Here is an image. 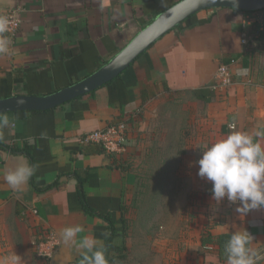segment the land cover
<instances>
[{"label": "crops", "instance_id": "obj_1", "mask_svg": "<svg viewBox=\"0 0 264 264\" xmlns=\"http://www.w3.org/2000/svg\"><path fill=\"white\" fill-rule=\"evenodd\" d=\"M178 1L0 0L1 11L18 7L22 17L14 35L0 36V98L46 95L83 79ZM222 64L231 85L220 82ZM170 98L200 107L188 120L197 146L188 167L201 175L190 187L209 233L248 236L243 264H264V9L229 7L190 16L89 93L49 110L0 114V264H117L131 247L125 210L140 157ZM113 120L128 122L126 150L88 152L83 135ZM31 171L37 187H56L37 191ZM107 219L117 233L109 246ZM49 228L59 242L52 261L34 244ZM213 252L214 264H235Z\"/></svg>", "mask_w": 264, "mask_h": 264}, {"label": "rangeland", "instance_id": "obj_2", "mask_svg": "<svg viewBox=\"0 0 264 264\" xmlns=\"http://www.w3.org/2000/svg\"><path fill=\"white\" fill-rule=\"evenodd\" d=\"M174 100L167 101L152 144L140 157L138 186L125 210L124 230L131 247L117 258V264L217 261L215 250L202 245L201 238L209 233L210 225L204 222V211L196 208V202L203 200L193 201L190 187L193 179L201 175H195L188 167L191 150L197 147L190 136L188 120L200 107L185 108ZM185 101L189 103L191 99L184 98Z\"/></svg>", "mask_w": 264, "mask_h": 264}, {"label": "water", "instance_id": "obj_3", "mask_svg": "<svg viewBox=\"0 0 264 264\" xmlns=\"http://www.w3.org/2000/svg\"><path fill=\"white\" fill-rule=\"evenodd\" d=\"M215 7L244 11L264 9V0H180L159 13L108 62L83 79L46 95H12L0 98V114L11 111L49 110L105 85L125 71L166 33L197 12Z\"/></svg>", "mask_w": 264, "mask_h": 264}, {"label": "built area", "instance_id": "obj_4", "mask_svg": "<svg viewBox=\"0 0 264 264\" xmlns=\"http://www.w3.org/2000/svg\"><path fill=\"white\" fill-rule=\"evenodd\" d=\"M22 23L20 8H10L4 11L0 10V36L14 35ZM246 43L247 40L244 39ZM236 62L232 60L231 63ZM217 74L220 82L224 86L234 83V78L229 64H222ZM233 128V126H232ZM84 144L94 143L101 146L105 152L118 155L126 150L129 141L128 122L126 120L111 121L101 129H95L83 135ZM39 256L52 261L57 253L59 246L58 238L53 229L49 228L45 235L34 242Z\"/></svg>", "mask_w": 264, "mask_h": 264}, {"label": "trees", "instance_id": "obj_5", "mask_svg": "<svg viewBox=\"0 0 264 264\" xmlns=\"http://www.w3.org/2000/svg\"><path fill=\"white\" fill-rule=\"evenodd\" d=\"M84 145L88 152H103L104 151V149L98 144L86 143ZM2 146L6 147L5 145H2ZM30 181H31V185L39 192L49 190L51 188L56 187L57 185V183H53L46 187H42V188L37 187L36 183L34 182L32 171L30 172ZM79 195L83 202V206L85 210L88 212H91L86 202V197H85V193L83 190L82 181L79 182ZM107 220L112 227V234L107 239V243H106V245L109 246L113 244V241L117 233L114 229V222L111 219H107ZM201 242H202V245L206 247L207 249L216 250L219 253V255L222 256L224 259L231 260L235 262V264L245 263L249 259V256H250L249 238L246 235L230 233V232L216 234V235L207 233L206 235L202 236ZM122 248L123 249L126 248L125 241L122 242ZM87 255L88 254H85L84 257Z\"/></svg>", "mask_w": 264, "mask_h": 264}]
</instances>
